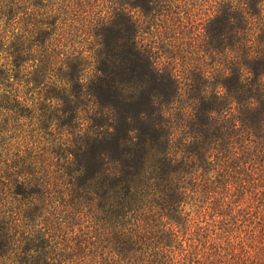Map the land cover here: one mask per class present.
Segmentation results:
<instances>
[{
  "label": "trees",
  "instance_id": "obj_1",
  "mask_svg": "<svg viewBox=\"0 0 264 264\" xmlns=\"http://www.w3.org/2000/svg\"><path fill=\"white\" fill-rule=\"evenodd\" d=\"M0 264H264V0H0Z\"/></svg>",
  "mask_w": 264,
  "mask_h": 264
}]
</instances>
